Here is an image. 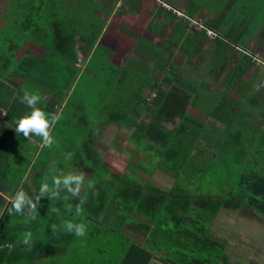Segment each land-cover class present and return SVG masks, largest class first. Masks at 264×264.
I'll return each instance as SVG.
<instances>
[{
	"label": "trees",
	"instance_id": "16d2710c",
	"mask_svg": "<svg viewBox=\"0 0 264 264\" xmlns=\"http://www.w3.org/2000/svg\"><path fill=\"white\" fill-rule=\"evenodd\" d=\"M64 1L17 0L16 11L12 10L18 16L11 21L13 28L0 32V55L4 61H9L18 53L24 54L21 63L29 68L27 76L51 93L44 110L52 115L60 100L66 104L71 99L79 81L86 83L85 78H80L81 69L75 66V45H80L82 61H85L102 28L73 25L70 6H65ZM226 1L230 4L224 9L225 13L215 15L213 24L202 20L215 32V38L208 39L204 32L185 33L176 28L168 41L182 54L180 61L183 62L172 59L167 65L159 62L163 71L161 78L140 81L133 74L135 71L127 66L120 70L108 60L99 65L111 66L115 80L106 76L95 84L90 82L89 90L95 92L96 98L92 105L95 116L88 121L85 116L90 106L86 108L88 103L76 98L71 115L67 117L70 126L63 130L80 133L79 151L74 154L72 163L91 178L92 184L81 197L65 192L56 194L54 200H58L46 203L47 210L42 212L45 214L41 218L35 216L28 220L29 212L25 211L20 215L22 223L12 225L7 218L8 208L0 220V264H37L51 254L64 253L73 258L69 264H79L80 259L83 264H152L153 261L159 264H226L229 258L224 253L225 238L212 229L218 211L244 207L264 222V133L255 129V134H250L252 130L247 124L243 126L245 131L234 123L232 129L229 127L230 138L217 140L222 145L213 163L228 168L226 160L233 159L237 164L235 175L228 169L225 177L230 180L236 176L235 183L220 195L196 194L181 188L184 182L195 187V182L208 175L196 160L202 157L204 126L192 123L185 115L186 98L192 95L196 100L203 95L204 99L221 101L222 91H206L204 79L211 75L215 80L220 77L222 86L240 84L237 93L242 99L258 82H255L256 73L249 81H242V76L256 65L253 54L247 52L246 47L253 35L250 31L255 26L253 20L259 14L247 13L251 15L250 20L254 18L252 24L245 13L242 19L236 20L232 17L233 0ZM199 6L197 0L188 3L189 18L202 19L196 17ZM168 12L176 19L174 13ZM217 18L221 19L220 24ZM257 38V44L264 47V24ZM26 44L36 48L38 54L23 49ZM227 50L230 52L227 58L234 63L223 74L228 60H224L217 71L216 67ZM197 56L201 58L198 62L201 66L192 64ZM262 62L264 64V57ZM185 66L191 71H185ZM139 81L141 85L136 84ZM175 83L188 95L174 90L171 84ZM151 92L155 97L150 101ZM257 95L255 92V98ZM84 110L85 119L82 117ZM62 113L63 108L58 118ZM73 121L79 122L78 125ZM109 124L129 130V139L136 144L137 150L143 151L148 161H153V167L162 168L175 177L171 189L164 191L146 182L138 183L134 177L119 175L103 163L102 155L95 149L96 139L101 129ZM168 124L171 129L167 128ZM46 162L48 164L49 159ZM153 172L149 171L151 175ZM42 173L46 175L42 178L41 174L42 180L52 182L54 171L48 168ZM194 176L196 181L192 183ZM34 177L39 180L38 170ZM65 221L83 223L85 235L76 236L74 230H66ZM128 228L134 233L129 234ZM26 232L31 233L28 244L23 243ZM140 238L142 241L138 240ZM74 252H79V258Z\"/></svg>",
	"mask_w": 264,
	"mask_h": 264
},
{
	"label": "crops",
	"instance_id": "0c3cea01",
	"mask_svg": "<svg viewBox=\"0 0 264 264\" xmlns=\"http://www.w3.org/2000/svg\"><path fill=\"white\" fill-rule=\"evenodd\" d=\"M162 1L188 16L186 8L188 3L193 2L194 0ZM197 1L200 3L199 0ZM64 3H66V5L64 4L65 6H70V14H68L70 15V21L73 25L90 26L92 29L102 27L95 42V46L90 50L86 59H88V57L99 48L104 56V62L108 60L109 63L111 62L115 68L120 70H123V66H127L129 70L133 69L135 71L133 74L138 76V78L141 79H139L140 81L155 80L156 77L161 78L163 71L161 70L162 65H159V62L166 64L169 59L175 61L181 60L180 58L182 54L177 53L175 51L176 48H173L168 41L177 27L181 28L182 31L184 30L185 33H193L186 30V25L184 24L185 22L177 18L173 19L166 9H164L160 4H157L156 0H88V4L83 5L86 7L84 9L77 7L81 5L80 0H65ZM16 4L17 0H6L5 4H3V12L0 14V32L2 30L1 28L4 27L2 26L1 19L8 20L9 18V21L11 22L13 19L18 17L13 14V12L16 11ZM196 11L198 12L196 17L205 18L206 21L208 20L210 23H212L211 21L215 22L214 19H216L217 16L215 17L211 8L199 6ZM22 18L23 20L25 19V13ZM95 21L98 22L95 23ZM217 21L218 24L222 22L221 19L219 20L218 18ZM6 26H9V23ZM234 30H236V32L239 31L238 29ZM254 37L255 36L252 35L247 46L251 40L254 39ZM257 43L258 42H256V44ZM77 44L75 45L76 54L77 52L80 53V48H78ZM23 49H27L29 51L32 50L33 53L38 54V50L29 44L24 45ZM145 54L147 55L146 58ZM229 54L230 52L227 50L222 56H220L221 59L217 63L216 71L221 68L224 60H228V64L224 67L223 74L231 68L232 65L230 66L229 62L233 64L234 61L227 58ZM23 56L24 54L18 53L11 60L4 61L2 55H0V220L4 212L8 208L11 209V201L9 197L17 189L22 188L25 192L26 200L22 209H25V211L28 212L31 211L28 206V201L30 200L32 205L35 206L36 217L41 218V215L45 214L42 212H46L47 210L45 206L58 200H54L56 199V194H63V192H65L73 194L75 197H81L86 193L87 189L92 184L91 178L78 170H76L77 173L82 174L84 176V180L75 192L70 191V188L75 187V181L70 182L68 186L63 185L62 183L60 185H53V182L50 181V184H48L49 182H47L46 179L42 180V178L46 176H44L42 172L46 173L49 168L51 171H54V176L62 177V165L58 164L56 168L53 169V166L51 165V160H53V158L48 157L45 148L46 146L43 145L40 137L34 136L32 133H30L27 138L24 137L22 133L15 134L13 130V119L28 111L26 106L22 104L19 99L23 91L28 89L29 91L38 92L41 96L38 106L42 107L43 110L51 96V93L47 91L46 87L32 82L27 76L29 68L22 65L21 62L22 59H24ZM207 56H211V54H207ZM85 61H83V68L85 67ZM184 70H187L188 72L191 71V69L186 66L184 67ZM158 73H160V75H158ZM209 78L208 83L205 82V87L218 93L222 91L223 98H221V101L215 102V100H210L209 98L207 100L204 99L203 95L200 97L198 96L196 100H193L192 95H190L186 98V102L183 103L186 108L185 115L189 117V119H192V123L202 124L204 126L202 135L204 139L202 157H199L196 160L201 163L200 169L205 170V174L207 172L209 173V168H213L214 164H216L213 163L215 161L214 157H216L218 151L220 150V146L222 145L221 143L218 144L217 140L226 139V137L230 138L229 132L231 131L229 130L230 128H233L232 125L238 120V116L241 114H249L243 110V106L245 104L244 99L235 98V96L239 94L237 93V89L241 87L240 84L226 83L225 86H222L220 77L215 80V76L211 75ZM140 81L136 84L141 85ZM171 87L183 95H188L184 90L178 87L176 83L171 84ZM232 91L233 94L231 95L230 93ZM70 93L71 92L69 91L66 94V98L67 96L69 97ZM63 105L64 102L60 100L59 104L54 106L56 109L55 116L57 119L51 125L50 132L52 131L54 124L57 122L58 117L61 116V109L63 108ZM253 105L258 109L261 106L256 105L255 101L252 102V105L248 103V106ZM214 108L220 109L214 110ZM246 110H249V108ZM252 112L255 116L257 113L258 118L264 121V110L262 108L260 109V112H257L256 110V113L252 108ZM182 117L184 118V115H182ZM177 118L178 117L175 118L176 121H178ZM246 124L252 131L257 129L258 131L264 133L258 119L256 122H245V125ZM167 128L171 129V124H168ZM252 131H250V134H255V132ZM132 144H134V148L131 152V156L139 152L143 154L144 159L140 158L136 160V162L122 164L120 169L121 173L117 174L127 175L134 173L133 177L136 182H146L158 187V185L153 181V174L157 171H161L167 175L168 179H171V185L173 186L175 183V177L170 173L165 172L162 168L155 169L153 167V161H148L145 158L143 151L137 150V146L134 142H132ZM47 159H49L48 164L46 162ZM138 162L141 164H136ZM103 163L110 168L105 163L104 157ZM146 164H150V167H144ZM36 170L39 171V180L34 177ZM150 170H154L152 175L149 173ZM143 173L148 176V178H142ZM41 174L43 175L42 178ZM195 179L196 177L194 176V179H191V182L194 183L196 181ZM226 179L227 177L225 180ZM34 180H36V182L38 181V184H35L36 182ZM40 181L41 183H39ZM42 183H47L49 185L48 190H45L43 194L40 193ZM171 185L170 187H172ZM225 209L226 208H221L218 211L212 226H214L217 222L218 215L225 212ZM247 212L250 213L249 211ZM262 223L264 224V222ZM254 233H260L262 236L264 234V229L259 228L255 230ZM256 234H252L253 237L257 236ZM235 236L236 238L223 236L226 241L224 253L229 258L226 264H264L263 257L253 256L254 254L257 255V251L259 254L264 256V242L262 238L260 241V247L258 248L259 238L255 242L253 239H251V241L249 240V245H241L242 243L239 242L236 234Z\"/></svg>",
	"mask_w": 264,
	"mask_h": 264
},
{
	"label": "rangeland",
	"instance_id": "374dc122",
	"mask_svg": "<svg viewBox=\"0 0 264 264\" xmlns=\"http://www.w3.org/2000/svg\"><path fill=\"white\" fill-rule=\"evenodd\" d=\"M9 1V0H8ZM76 1V0H74ZM201 3V6H206L208 8H211L213 11L214 15H219L225 13L224 9L227 6L228 3L226 0H199ZM6 0H0V14L3 12L2 8H4ZM233 4L231 5L232 7V17L236 20H240L243 18V13L247 15V13L250 14H259V17L256 19H252L254 21V27L251 28V32L253 31V36L254 39L251 40L249 45L246 47V51L249 53L253 54V57L255 58V67L250 68L247 73H245L242 76V81H249L252 74H255V86L251 90V92H248L249 94L246 96L244 99L245 104L243 106V110L248 112V115L241 114L238 116V120L235 121L236 126L239 128H242L245 130L243 126H245V122H256L257 119L259 121L260 126L262 127L264 131V121H262L260 118H258V115L256 113L260 112V109L262 108L264 110V64L262 62L263 57H264V47H262L261 44L257 46L256 42L258 41L257 39V33H259L260 29L263 27L264 24V0H233ZM81 5L77 6L78 8L84 9L86 8L83 5L88 4V0H80ZM66 5V3H65ZM223 10V11H222ZM221 11V12H220ZM100 15L99 13H97ZM250 14H248L246 17L249 19ZM93 15V14H92ZM227 15V12H226ZM102 16V15H101ZM245 17V16H244ZM223 18H227L224 16ZM205 18H202L201 20H204ZM206 20V19H205ZM252 20L249 19V21L252 24ZM98 21H95L97 23ZM2 27L1 29L4 30V28H13L14 25H12V22L5 19H1ZM9 23V26H6ZM224 24V23H223ZM249 23V26H252ZM255 30V31H254ZM78 48H80V45H77ZM33 49V48H32ZM32 51V50H30ZM147 55L145 54V58ZM103 58L104 56L102 55L101 50L98 48L94 53H92L88 59L85 61V67L84 62L82 61L80 68L82 69V73H80L82 76L80 78H85L86 83L83 81H79L78 85L75 86L74 90L72 91L73 95L71 99L64 104L63 106V113L62 117L58 118L57 122L54 124V127L51 131V134L54 137L55 143L50 146V147H45L47 151V155L53 160H51V165L53 166V169L56 168L58 164L62 165L63 168V176L68 173H77L76 167L72 163V159L74 157V154L77 153L78 150V145L77 143L80 141V133L74 130H69V131H63L64 129L67 130L69 128V122L67 117L71 115V110L73 109V105L75 103L76 98L78 100L87 102V107L90 106L88 111V116L86 112V118L91 120L95 114H94V109L92 107L93 103H96V98L94 96L93 90L90 89V82L95 84L97 83L98 80L101 78H105L108 76V78H112L114 81L115 78H113V68L111 66L103 65L104 67H101L99 65L103 64ZM200 56L196 57L195 62H192L194 65H200L198 62L200 61ZM230 66L232 63H230ZM256 70V71H255ZM160 75V73H158ZM211 78V77H210ZM209 77H206L204 82L209 81ZM100 82V81H99ZM84 83V84H83ZM217 84V83H216ZM215 84V85H216ZM86 85V86H84ZM104 85V84H103ZM85 87L86 89H84ZM210 89H207L208 91ZM234 91V90H233ZM233 91L230 93L231 95L233 94ZM255 92L258 93L257 98H255ZM85 96L82 98V96ZM229 95V94H228ZM236 99L241 98V96L238 94L235 96ZM255 101L256 105H261L260 108L258 109L256 106H248V103L252 105V102ZM242 108V107H241ZM249 110H246L248 109ZM252 108L255 110L256 116L252 112ZM85 110L82 113V117H84ZM79 122L73 121V124L78 125ZM246 131V130H245ZM130 131L124 128H118L114 124H109L101 129L100 137H97L96 134V146L95 149L103 155L105 163L116 173H121V167L122 164L130 163V162H136L138 159H144L143 154L137 152L135 155L131 156V152L134 148V144L129 140V135ZM255 149L257 148L256 143H254ZM227 164L226 166L228 168H225L221 166L218 163L214 164L213 168H209V173L207 176H204V180H198L196 183L195 187H190L186 184V182L182 183L183 189L187 192L191 193H211V194H217L220 195V192H223V190L226 187H230L229 185H232L235 183L236 176L230 180H225V175L228 174V169H231L233 171L234 175L235 172L234 170L237 168V164L233 161V159L226 160ZM136 164H141L140 162ZM150 164L144 165V167H150ZM133 168V167H132ZM220 168V169H219ZM59 175V174H58ZM130 176H134L133 174H128ZM142 178H148L144 173L142 174ZM152 180V179H151ZM153 181L158 185V188L160 187L164 191L166 189H171V179L167 178V175H165L161 171H157L155 174H153ZM172 186V185H171ZM225 212L222 214L218 215L217 217V222L215 223L213 227V230L220 236L224 237H235V234L237 235V239L239 240L240 243L243 244H250L248 242L251 241V239L255 241L259 240L258 248L260 247L261 244V238L263 239L264 242V234L261 236L260 233L256 234L254 233L255 230L257 229H264V224L262 223L263 221L258 218L255 215H252L251 213H248L247 209L244 207H241L240 209L237 210H230V209H225ZM25 212V209H22L20 213H16L14 209L8 213V220L12 225L20 224L22 223V218H20V215ZM130 233H134L133 231L130 230V228L127 229ZM235 233V234H234ZM252 234H256L257 236L253 237ZM240 237V239H239ZM137 238V237H136ZM142 241V239H138ZM250 240V241H249ZM264 244V243H263ZM80 250H84L83 248H80ZM79 250V251H80ZM230 250V249H229ZM231 252V251H230ZM264 252V251H263ZM257 255L253 256H259L263 257L262 254H259L258 251L256 252ZM74 254L79 258V252H74ZM73 256V255H72ZM73 261V258H69V256L64 253V254H51V257L47 256L44 258L42 261L38 262L37 264H69L70 262ZM79 264H83L84 262L82 259L78 261ZM76 264V263H74ZM152 264H159L155 261H153Z\"/></svg>",
	"mask_w": 264,
	"mask_h": 264
},
{
	"label": "clouds",
	"instance_id": "9594fccd",
	"mask_svg": "<svg viewBox=\"0 0 264 264\" xmlns=\"http://www.w3.org/2000/svg\"><path fill=\"white\" fill-rule=\"evenodd\" d=\"M20 102L26 106L28 111L24 112L19 117L13 119L15 134H23L24 137H29L32 133L34 136L40 137L44 146L50 147L55 143L54 137L50 132L51 125L55 122L57 117L55 115L46 113L42 107H39L41 96L38 92L29 91L25 89L22 95L19 97ZM84 180V176L79 173H68L62 177H53V185H60L61 183L68 186L70 182L75 181V187L70 188V191L75 192ZM91 183V181H90ZM49 188L47 183H42L40 187V193L43 194L45 190ZM11 209H15L16 213H20L25 204L26 196L23 189H17L10 197ZM28 206L31 211L27 215L28 220L35 219V206L31 201H28ZM81 210L79 205L77 206V213ZM64 228L66 230H74V235L84 236L85 225L83 223L73 224L72 222L65 221ZM31 240V233L26 232L23 237V243L28 244Z\"/></svg>",
	"mask_w": 264,
	"mask_h": 264
},
{
	"label": "built area",
	"instance_id": "2783aa9c",
	"mask_svg": "<svg viewBox=\"0 0 264 264\" xmlns=\"http://www.w3.org/2000/svg\"><path fill=\"white\" fill-rule=\"evenodd\" d=\"M157 4H160L164 9L167 11H171L176 15V18L182 20L187 24V29L191 32H204L205 36L208 39H213L215 38L216 34L212 29H209L208 27L205 26L204 22L200 19H191L188 16L184 15L181 11L177 9H173L171 6L168 4L164 3L162 0H156ZM77 61L75 63V66L79 67L80 64L82 63V56L79 52L76 54ZM155 97L154 92H151L149 94L148 100H152Z\"/></svg>",
	"mask_w": 264,
	"mask_h": 264
}]
</instances>
